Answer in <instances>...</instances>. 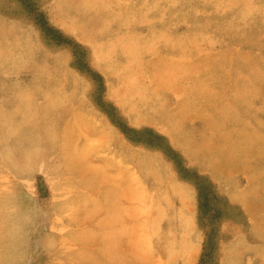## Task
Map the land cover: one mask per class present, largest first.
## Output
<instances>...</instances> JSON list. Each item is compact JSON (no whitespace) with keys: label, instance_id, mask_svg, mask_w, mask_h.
I'll list each match as a JSON object with an SVG mask.
<instances>
[{"label":"rangeland","instance_id":"rangeland-1","mask_svg":"<svg viewBox=\"0 0 264 264\" xmlns=\"http://www.w3.org/2000/svg\"><path fill=\"white\" fill-rule=\"evenodd\" d=\"M0 264H264V0H0Z\"/></svg>","mask_w":264,"mask_h":264},{"label":"bare ground","instance_id":"bare-ground-1","mask_svg":"<svg viewBox=\"0 0 264 264\" xmlns=\"http://www.w3.org/2000/svg\"><path fill=\"white\" fill-rule=\"evenodd\" d=\"M3 172V171H2Z\"/></svg>","mask_w":264,"mask_h":264}]
</instances>
